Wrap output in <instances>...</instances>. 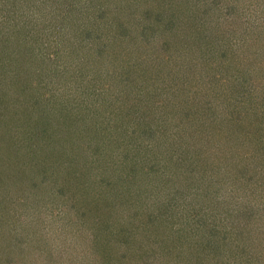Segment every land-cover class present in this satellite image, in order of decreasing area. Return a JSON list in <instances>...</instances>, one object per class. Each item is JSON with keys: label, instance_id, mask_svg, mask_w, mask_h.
<instances>
[{"label": "trees", "instance_id": "trees-1", "mask_svg": "<svg viewBox=\"0 0 264 264\" xmlns=\"http://www.w3.org/2000/svg\"><path fill=\"white\" fill-rule=\"evenodd\" d=\"M90 1L101 4V7L84 12L85 16L77 24L72 18H65V13L59 14L62 18L58 20L65 27V34L59 35L55 29L47 30L45 39H41L42 43L35 33L25 31L28 29L26 22L25 28H17L11 38L0 40V128L7 129L10 134L7 138L0 133V217L14 204L26 208L31 203L47 205V211L57 204L55 209L60 207L69 211L67 215L64 212L54 216L56 218L52 225L45 230V235L53 233V237H45L39 244L37 241L41 236L35 230L39 227L37 225L40 219H36L35 223L34 216L41 215L40 210L36 209L38 214L31 211L34 214L31 222L23 220L13 210L8 212L6 219L0 218V235L6 230L19 248L16 252L7 241L1 245L0 252H3L0 253V264H28L31 261L36 264L34 259L38 257L40 249L48 248L46 244L49 243L56 246L54 264H79L83 252L91 258V263L88 264H96L95 255L103 253L99 250L100 244L96 243H100L98 234H102L100 227L103 225L98 226L99 222L94 217V225L98 228H93L82 236L81 226L85 228L82 217L85 214L83 211L74 213L71 207L75 205L74 200H93L98 191L101 192L104 178H93L86 167V174L80 170V164L85 162H80L75 153L82 147L94 149L92 146L97 145L99 136L110 130L120 137V142L116 138L113 140L114 152L121 156L117 159L132 164L126 166L131 172H144L138 169L135 157L132 160L125 159L121 150L124 147L121 145L128 142L136 152H140L144 164L152 166L150 162L154 159L151 154L146 155V151L142 155L149 143L144 135L140 136L139 145L144 149H139L136 142L138 135L132 126L139 122L138 126L144 129L142 132L151 134V120H161L159 135L161 132L162 143L173 145L172 152L165 154L166 160L160 166V171L153 168L150 174L152 181L157 182L166 177L171 180L167 176L169 172L179 166H191L197 158L201 164L205 156L206 160L214 158L218 161L217 168L204 180L206 184L209 183L210 191L202 190V195L197 197L200 199L199 208L194 210L191 205L188 207L191 218L196 220L201 217L192 213V209L193 212L215 210L210 223L202 219L199 224L196 221L198 225L201 224L200 231L189 233L194 238V243L200 244L199 241H203V238L211 236L212 244L214 235L227 241L220 247L222 258L209 264H264V171L258 175L247 169L248 166L249 169L253 168L254 162L264 166L262 63L256 59L249 60L239 52L235 54V39L230 36L229 31H217H221L224 49L220 48L217 55L213 54L217 48L213 50L212 38H208L216 32L213 7L209 3L211 0ZM261 1L263 2H251L252 6L248 5L247 8L258 9L260 13L262 5L264 6V0ZM77 7H74L73 13L78 12ZM263 12L264 9L261 13ZM73 13L71 14L74 15ZM130 23L135 24L130 26ZM184 28H187L189 37V43L186 44L180 39V31ZM200 31L204 32V41L197 44L195 37ZM16 33L20 34L19 37ZM54 33L60 47L54 45L52 37L49 38ZM170 36L176 38V43L179 42L178 48L177 44H172ZM155 43L157 47L151 48V44ZM4 48L7 50H3ZM124 48L129 52H140L137 57L144 65L143 71H139L141 63L137 62L138 59L133 57L136 59L133 63L122 57L121 50ZM225 50H233L230 54L232 60L226 57L228 55H225ZM142 55H147V59L141 60ZM200 57L205 58L206 62ZM262 58L264 59V55ZM245 62L255 70V76L243 71ZM149 67L151 74L148 78L161 82L157 87L152 85L153 82L142 83L140 88L137 80L141 82L145 78ZM205 67L207 71L203 70L202 73ZM186 69H190L188 74L191 71L189 89L192 85L195 89L192 96L172 95V92L169 95L173 87L162 81L168 83L169 78L174 76L180 82V75L187 74ZM196 69L199 71L197 76L193 73ZM38 73L42 74L39 78ZM133 74H138L139 78L132 81ZM111 76L113 79L108 81L107 78ZM133 83L135 84L131 85ZM152 98L155 99L152 101ZM16 99L20 100V111L15 109ZM5 105L7 108L1 109ZM141 110L145 113L154 110L151 113L153 118L148 117V126L141 124L145 119L148 120ZM13 113L16 121L11 117ZM196 129L200 130L202 138L199 139L194 134ZM167 157L174 160L176 168L166 165ZM111 158L116 157L112 154ZM209 164L212 165L211 161ZM24 172L28 173L31 183L22 192ZM215 174L224 176L223 181L226 178L230 180L214 186L212 175ZM115 175L118 176L114 172L113 177ZM200 178L201 176L198 177ZM200 180L199 185L202 183ZM134 184L132 180L129 188H118L116 194L122 195L126 191L125 194L129 195L131 192L128 190ZM172 184H176V180H172ZM237 184V188L242 190L235 196L228 198L216 195V192L229 188L230 185L231 189H235ZM51 187L61 194V201H54L55 197L49 193ZM68 192L69 205V199L66 198ZM44 196L48 198L41 200ZM236 197L240 198L238 203L234 202ZM145 198H148L146 193ZM141 209L143 208L137 210L141 212L138 218L144 219V224L163 226L168 222L165 219L168 220L169 213L163 219L164 212H160L158 220L159 209L157 212L146 213H142ZM160 209L172 211L168 207ZM115 225H104L103 232L110 231L112 238L118 241L121 238L125 240L131 234ZM63 227L68 233L66 237L61 235ZM77 227H80L78 238L74 232ZM92 234L94 237L90 239ZM248 235L251 236L245 238ZM252 237L255 239H249ZM103 240L105 241V236ZM226 245H233L234 249L230 247L227 250ZM8 253L13 257L8 258ZM125 254L122 251L120 255Z\"/></svg>", "mask_w": 264, "mask_h": 264}, {"label": "rangeland", "instance_id": "rangeland-1", "mask_svg": "<svg viewBox=\"0 0 264 264\" xmlns=\"http://www.w3.org/2000/svg\"><path fill=\"white\" fill-rule=\"evenodd\" d=\"M213 2V3H212ZM251 2H257L262 3L261 0H211V7L212 13H213V19L216 32L218 30H221L223 33H228L231 37H233L234 40V53L236 52L239 54H244L249 60L256 59L262 63L261 65V72L264 74V59L262 56V52H264V12L262 10L264 9V6L262 5L260 13L258 9H251L249 10L247 7H251ZM78 6L77 9L78 12H74V7ZM101 4L93 3L90 0H0V40H6L13 36V33L19 28L20 26L25 28V23H27L28 29L26 28L25 31H29L30 33H35L39 38L38 40L42 43H44L42 40L45 39L46 31L47 30H58L59 35L65 34L66 29L65 27H62L63 25L60 24L59 18L64 14L66 15L65 18H72L76 24L79 22L80 18H83L85 16L84 12L93 11L96 8H100ZM128 9V8H127ZM73 13L74 15H72ZM71 14V16H70ZM62 18V17H61ZM207 17H204L206 19ZM210 21V20H209ZM67 20H65L66 25ZM135 23H130V26ZM162 24H159L161 26ZM69 26V25H67ZM224 28V30H223ZM260 29V30H259ZM70 31V30H69ZM221 31L216 32L209 36L208 38H212L213 42V54L217 55V52H219L221 49H224L222 47V38L220 37ZM71 33V32H70ZM181 33V41L183 43H189V37L187 34V28H184L183 31H180ZM173 34V33H171ZM16 35L19 37V33H16ZM50 35L52 37V41L54 42V45H58L57 42V36ZM31 36V35H30ZM155 37V36H154ZM172 39V44H177L176 47L178 48V43H176V38L170 36ZM228 36L225 37L227 40ZM42 39V40H41ZM218 39H220L218 41ZM37 40V41H38ZM216 40V41H215ZM225 40V41H226ZM204 41V32L200 31V33L195 37V42L197 44H200ZM223 41V40H222ZM151 48H156V43L151 44ZM20 46V45H19ZM56 46V48H58ZM12 48V46H11ZM221 48V49H220ZM3 50H7V48H4ZM11 49H9L10 51ZM152 50V49H151ZM123 52L122 57H124L127 61H136L140 62L139 58L137 57V52H129L128 49H122ZM233 50H225V55H228L230 60H232L231 53ZM126 54V55H125ZM140 54V52H139ZM138 54V55H139ZM134 55V56H133ZM130 56V57H129ZM135 57L136 59H134ZM201 58V57H200ZM147 55H142L141 60H146ZM203 62H206L205 58H201ZM224 61H227V59H224ZM223 62V61H221ZM134 63V62H133ZM141 67H139V71H143L142 68H144V65L142 62H140ZM157 64V63H153ZM245 66L243 67V71L250 72L255 76V70L252 69V66H248V63L245 62ZM146 65V64H145ZM236 66V65H235ZM249 70H248V69ZM185 75L181 76V81L177 82L174 78V76H171L173 78H169L168 83L166 81H162L165 83V85H169L173 87L170 90L169 95L172 92V95H184V96H192L193 85L190 88L189 81L190 73L188 74L190 69H186ZM207 71V68L202 69ZM138 71V72H139ZM150 67L145 73V78L140 82L139 79L137 80V84H140V88H142V83H151L152 85L158 86V83H160L158 80H151L148 78L150 73ZM219 70H217L216 73H218ZM195 76L199 75V71H193ZM211 73V72H209ZM39 75H42L40 73L37 74L38 78ZM132 81L139 78L138 74H133ZM187 75V76H186ZM213 75V73H211ZM108 77V75H107ZM108 81L113 79V76L111 78H107ZM180 80V79H179ZM46 81H49V78H46ZM226 81V80H225ZM49 85L48 83H46ZM135 83L131 84L134 85ZM162 84V83H161ZM51 86V85H49ZM137 86V85H136ZM195 87V86H194ZM50 89V87L48 88ZM168 95V96H169ZM156 98V97H155ZM152 98V101L155 99ZM15 109L18 108L20 111V100H15ZM153 107V106H152ZM150 107V108H152ZM7 108V105L2 107L1 109ZM149 108V107H147ZM148 110V109H147ZM149 111V110H148ZM154 111V110H153ZM145 113L143 110L140 112L145 115L146 118L152 116V112ZM136 112V111H135ZM20 113V112H19ZM15 113L12 114L11 117L16 121V117L14 116ZM168 117V115L166 116ZM153 118V116H152ZM153 123H150L153 126L152 133H143V128L138 126L139 122H136L132 126L134 127L133 131H136V134L138 135V139H136V142L139 145L140 136L144 135L147 142L149 143V147L145 148L139 145V149H144L142 151L147 154H151L154 160L150 162L151 165H146L143 162V159H141L140 152H136V149L133 148L131 145H128V142H125V145H121L124 147L121 148L122 153L125 155V159L132 160V157H135L136 159L134 161L137 162L138 169H142L144 172L136 171L131 172L127 169L126 166H131L132 164H129L128 161L123 159H117L121 158V156L118 155V153L114 152L115 144L113 142L114 138H116L120 142V137L117 135L116 132L108 131L101 136H99L96 146L94 149H87V148H79V152L75 153L77 156V159L83 162L85 164H80V170L85 172L84 167L88 170V173L90 176H93V178L101 179L104 178V185L102 187L101 192L98 191L96 197L93 200H74L75 205L71 207V210L74 213H77V211H83V217L82 219L85 222V228L81 226V235L84 236L85 234L89 233V231H92V229L100 227V232L102 234L99 235L100 243L96 242L97 244H100L99 250L103 253H98L95 255V262L96 264H209V263H216L218 262L216 259H221L223 256V253H220V247L221 245H225L227 241H223L220 236L214 235L213 236V243L211 242V236L208 238H203V241H199L200 244L193 242V237L189 233H193L196 231H200L201 224L199 222L202 220L210 221L213 220V213L215 212L214 209H207V210H199L197 212H193V209L196 210L198 207L199 200L197 197L202 195V190L209 192L211 187H209V183H205L204 180L208 179V174H210L213 169L215 170L218 164V161L216 159H207V156H205L204 161L202 160V164L198 161V158L192 165L190 166H179L177 169H174V171L169 172L167 174L168 177L171 178V180H167L166 178H163L157 182L152 181V177H150V174L153 171V168L160 171V166L163 165V163L166 160L165 154L168 152H172L171 149L173 147L172 144H164L162 143V134L159 130L162 129L161 120H151ZM148 122H150V118L145 119L141 124L143 126H148ZM0 133L4 134L7 138H9L10 134L8 133L7 129L1 127ZM200 130L196 129L194 134L200 139L202 138V135L199 132ZM166 137V135H165ZM167 138V137H166ZM171 141V138L169 139ZM83 143V140H81ZM172 145V146H170ZM83 146V145H81ZM95 148L97 151V154L95 155ZM74 149V147H73ZM205 151V149H204ZM112 154L116 157L115 159L111 158ZM211 161V164L209 162ZM166 165L171 168H176V164L174 160L169 159L167 157ZM129 164V165H128ZM79 165V164H78ZM206 165L205 167H202ZM224 166V165H221ZM253 168L249 169L248 166V172L254 174V172L258 175L263 174L264 166L261 165V163H252ZM244 167V166H242ZM224 168H222L223 170ZM114 172L118 175L113 177ZM25 177L22 179L21 184L23 181H25L21 187V191L23 192V188L30 186V181L27 177V172L23 173ZM255 174V175H256ZM201 176L202 183L199 185L198 183V177ZM214 179V186L215 184H223L227 183L230 178H226L224 180V176L222 175H212ZM239 179V178H238ZM237 183L241 179H239ZM132 180L134 181V185L132 188H130L128 191L131 193L129 195H126V191L122 192L121 194H116L118 188H129L130 184L132 183ZM172 180H176V184H172ZM200 180V181H201ZM40 180H38L39 182ZM95 181V180H93ZM53 181H51L52 183ZM96 183V182H95ZM75 186V184H74ZM231 186L226 189H222L218 192H216L217 196H227L228 198L235 196L237 193H239L242 188H237L238 184L234 186L235 189H231ZM55 188L51 187L49 189L50 195L54 196V201H61L62 197L61 194L54 191ZM156 191V193H155ZM41 193V192H40ZM145 193L148 196V198H145ZM66 193V198L69 199L68 205L70 203V196ZM81 194V192H80ZM75 195H78L75 192ZM83 195V194H82ZM121 195V196H120ZM36 198V196H35ZM48 196L42 197L41 200L47 199ZM143 198V200H142ZM239 197H236L235 203H238L237 200H239ZM138 200V201H137ZM40 201V200H38ZM138 203L143 204L139 205ZM192 206V213L199 214L201 218L196 220V218H191L189 214V206ZM200 205V203H199ZM47 207V205H45ZM45 206L36 205L34 203H31V206L24 207L20 204H14L12 205L8 211H6L3 215H1V220H4L7 218L8 212L13 210V213L17 214L19 213L23 220H27L29 222L32 221L34 214H32L31 211H36V209L40 210L39 213L41 215H35L34 221L36 223V219L39 220V225H37L38 228H36L35 232L37 231L38 235L41 236V239L37 241V243H41L43 238L48 237L51 239L53 237L52 235H45L46 227L52 225L53 219L56 214H66L69 211H65L64 209H61L60 207L55 209L57 204L53 207V209H50L47 211L45 209ZM53 205H50L52 207ZM168 207V209H171L172 211H162L160 208ZM203 207V206H201ZM12 208V209H11ZM138 208L141 209L142 213H146L148 211L154 212L158 211V220L160 212H164L163 219H165V215L169 213L168 220L165 219L166 224L163 226H152L148 224H144L142 222H145L144 219L138 218L139 213ZM157 208V209H156ZM36 211L35 213H37ZM60 216V215H59ZM188 216V218H186ZM94 217L97 218V221L99 222L98 226L94 225V220H96ZM65 218V216H64ZM128 218V220H127ZM56 221V220H55ZM179 221V223L177 222ZM197 221V223H196ZM28 222V223H29ZM111 225H118V228L123 230H127L131 232L130 237L128 235L127 238H121L119 241L112 238L109 233L103 232L104 225L106 224ZM172 223V224H171ZM65 225H68V223H65ZM115 225V226H116ZM166 225V226H165ZM177 228V229H176ZM39 229V231L37 230ZM205 229V228H202ZM264 230V228H262ZM53 230V229H52ZM171 231V234L169 233ZM1 232V228H0ZM61 235L63 237L67 236L68 233L66 231V228H61ZM76 237L78 238L80 233V227L75 228L74 230ZM128 234V233H127ZM170 234V235H169ZM103 236H105V241L103 240ZM125 236V235H122ZM132 236V237H131ZM173 236V237H172ZM175 236V237H174ZM242 236V235H241ZM251 235L246 236L245 238L249 237ZM94 236L93 234L90 236V239H92ZM111 237V239H110ZM172 237V238H171ZM193 238V239H192ZM110 243H108V240ZM249 239H255V237L249 238ZM259 239V237H257ZM98 241V239H95ZM95 240H92L95 242ZM169 240V242H168ZM8 242L12 247L15 248V251H18V244L16 241H13L9 237V233L4 230L2 234L0 235V246L3 245L5 242ZM126 241V242H125ZM107 244V245H106ZM13 245V246H12ZM48 248L40 249L41 252L38 254V257L34 259L36 264H54L55 262V255H56V246L53 247V244H46ZM32 247V246H31ZM30 247V248H31ZM227 250L231 249L233 250L234 247L231 245L230 247L227 246ZM41 248V247H39ZM107 249V250H106ZM10 251H13V249H10ZM106 251V252H105ZM126 252L125 255L121 256V252ZM3 252V251H2ZM2 252H0L2 254ZM113 252V253H112ZM118 252V253H117ZM120 253V254H119ZM13 257L12 254L8 253V258ZM17 263V262H16ZM29 262L28 264H31ZM91 263V258L86 256L83 252L82 256H80V263L79 264H88ZM18 264V263H17ZM26 264V263H25ZM34 264V263H32Z\"/></svg>", "mask_w": 264, "mask_h": 264}]
</instances>
